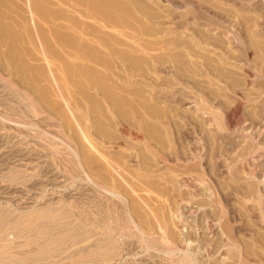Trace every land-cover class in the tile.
<instances>
[{"label": "rangeland", "instance_id": "obj_1", "mask_svg": "<svg viewBox=\"0 0 264 264\" xmlns=\"http://www.w3.org/2000/svg\"><path fill=\"white\" fill-rule=\"evenodd\" d=\"M25 1L0 214L114 250L68 264H264V0H29V21Z\"/></svg>", "mask_w": 264, "mask_h": 264}, {"label": "bare ground", "instance_id": "obj_2", "mask_svg": "<svg viewBox=\"0 0 264 264\" xmlns=\"http://www.w3.org/2000/svg\"><path fill=\"white\" fill-rule=\"evenodd\" d=\"M11 3H14L13 0H0V118L8 115H20L25 110L27 111L30 103L28 91L20 90L16 86L17 83L15 84L16 81L14 82L15 67L10 62L12 60H8L11 57H7L10 47H15V45L10 46L14 43H8V38L15 33L14 23L12 21L9 23L11 19L7 10ZM24 6L27 14L25 21H29L31 14L29 0L25 1ZM26 37L28 38V36ZM20 97H22L21 100ZM1 137L2 135L0 134ZM13 177L14 175L8 174L5 179L12 180ZM60 218L59 214L51 211H33L18 217L8 218L0 214V264H56L57 261L61 262L60 260L67 258L70 261L72 256L78 253L93 256L100 261L111 259L114 250L104 242L106 240L101 238L103 241L101 242L98 237L99 239L89 245L78 246L71 239V236L66 233L64 229L65 223H62ZM122 220L124 224H127L126 219ZM98 223L102 226L103 232L108 233L109 227L105 219L102 218ZM9 228L14 230L15 241L12 243H8L7 239L5 240L6 229ZM22 236L24 239H18V237ZM79 263L83 264L84 262L79 261Z\"/></svg>", "mask_w": 264, "mask_h": 264}]
</instances>
